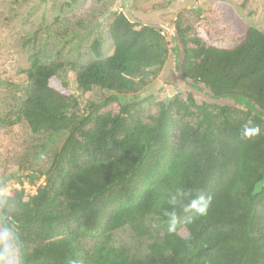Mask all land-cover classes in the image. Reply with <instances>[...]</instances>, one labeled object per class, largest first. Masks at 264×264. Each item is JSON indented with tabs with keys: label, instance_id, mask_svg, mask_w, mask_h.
<instances>
[{
	"label": "trees",
	"instance_id": "16d2710c",
	"mask_svg": "<svg viewBox=\"0 0 264 264\" xmlns=\"http://www.w3.org/2000/svg\"><path fill=\"white\" fill-rule=\"evenodd\" d=\"M215 8L236 44L207 45L178 16L176 72L232 104L197 105L189 95L161 103L148 123L132 121L128 95L144 85V71L164 65L168 51L158 29L122 11L108 30L112 55L103 57L95 40V58L70 67L82 95L93 88L115 95L90 104V113L79 115L67 83L56 81L60 64L34 59L22 70L27 86L15 119L34 138L68 134L52 168L18 179L23 186L44 177L35 194L0 195V218L15 231L23 264H149L129 260L122 249L89 252L80 243L125 226L140 233L149 217L171 229L151 247L158 264H264V31L228 4ZM114 101L118 110H106ZM200 195L208 200L205 215L189 207Z\"/></svg>",
	"mask_w": 264,
	"mask_h": 264
},
{
	"label": "rangeland",
	"instance_id": "374dc122",
	"mask_svg": "<svg viewBox=\"0 0 264 264\" xmlns=\"http://www.w3.org/2000/svg\"><path fill=\"white\" fill-rule=\"evenodd\" d=\"M218 2L230 5L245 23L264 31V0H0V185L3 182L7 187L0 190V195H7L12 185L26 194L35 193L44 177L33 184L25 181L23 186L18 179L30 173L37 178L52 168L54 155L68 137L66 133H44L34 138L26 123L15 119L13 112L27 86L22 70L28 69L34 59L42 65L60 64L56 81L67 83L68 91L77 98L79 115L90 113L94 107L85 110L90 104H102L115 95L99 88L82 95L70 76V67L95 58L90 48L95 40L101 42L103 57L112 55L114 45L108 30L114 14L121 11L132 22L158 29L168 51L164 65L144 71V85L128 95L132 121L148 123L161 103L175 98L185 101L189 95L197 105L232 104L227 99H213L203 86L191 85L176 72L180 52L174 23L178 16L207 45L231 48L236 44L234 34L220 24L215 8ZM118 108L119 102L114 101L106 110L116 112ZM0 224L4 225L1 218ZM142 227L140 233L125 226L108 237L83 238L80 243L89 252L104 245L122 249L129 260L158 264L159 254L151 247L171 229L156 217L147 218ZM179 235L185 237L186 233L181 231ZM3 248L0 243V252Z\"/></svg>",
	"mask_w": 264,
	"mask_h": 264
},
{
	"label": "clouds",
	"instance_id": "9594fccd",
	"mask_svg": "<svg viewBox=\"0 0 264 264\" xmlns=\"http://www.w3.org/2000/svg\"><path fill=\"white\" fill-rule=\"evenodd\" d=\"M252 131H258V129H253ZM174 201L175 199H173ZM189 207L195 208L199 214L205 215L207 213L208 200L205 196L200 195L198 199L190 203ZM0 243L4 245L3 252H0V259L3 260V264H23L20 247L16 243L15 231L3 224H0Z\"/></svg>",
	"mask_w": 264,
	"mask_h": 264
},
{
	"label": "water",
	"instance_id": "95a60500",
	"mask_svg": "<svg viewBox=\"0 0 264 264\" xmlns=\"http://www.w3.org/2000/svg\"><path fill=\"white\" fill-rule=\"evenodd\" d=\"M172 95L171 91L168 92V96L170 97ZM79 109V106L75 108V111Z\"/></svg>",
	"mask_w": 264,
	"mask_h": 264
},
{
	"label": "built area",
	"instance_id": "2783aa9c",
	"mask_svg": "<svg viewBox=\"0 0 264 264\" xmlns=\"http://www.w3.org/2000/svg\"><path fill=\"white\" fill-rule=\"evenodd\" d=\"M9 188V187H8ZM11 189H16V187H14V185L11 187ZM19 190V188H17ZM6 191V190H5ZM8 192V191H7ZM36 192V191H35ZM2 194V193H1ZM35 194V193H32Z\"/></svg>",
	"mask_w": 264,
	"mask_h": 264
}]
</instances>
